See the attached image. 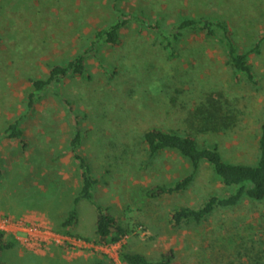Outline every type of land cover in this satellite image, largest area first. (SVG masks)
I'll return each instance as SVG.
<instances>
[{"label":"rangeland","instance_id":"374dc122","mask_svg":"<svg viewBox=\"0 0 264 264\" xmlns=\"http://www.w3.org/2000/svg\"><path fill=\"white\" fill-rule=\"evenodd\" d=\"M120 10L151 25L161 19L165 32L183 16L223 20L240 49L264 36V0H0V133L18 120L28 142L21 151L17 140H0V213L41 217L55 231L81 183L69 150L76 127L82 133L79 152L99 179L95 202L116 215L131 209L133 226L146 230L135 228L120 246L146 255L173 248L180 264H249L236 251L264 264V200L245 199L232 210H217L201 226L170 230L167 217L173 208L198 206L208 195L225 192L206 163L181 193L148 200L141 188L173 182L189 169L174 152L148 158L142 133L149 128L190 132L201 145H217L226 161L255 162L264 104V41L258 53L249 55L260 82L254 88L229 68L221 47L203 32L185 34L173 60L159 46L161 36L134 17L117 44L91 46L95 31L111 24ZM86 50L85 72L65 78L27 110L29 78H44L51 64H64ZM177 89L182 91L175 95ZM210 90L225 93L240 112L234 126L198 132L201 120L193 112ZM169 95L177 96L176 104ZM7 205L12 212L5 211ZM94 213L90 203L79 205L78 229L84 236L92 237ZM50 247L64 258L96 256L113 264L99 252L54 244L33 253L16 243L0 260L46 264L37 255Z\"/></svg>","mask_w":264,"mask_h":264},{"label":"trees","instance_id":"16d2710c","mask_svg":"<svg viewBox=\"0 0 264 264\" xmlns=\"http://www.w3.org/2000/svg\"><path fill=\"white\" fill-rule=\"evenodd\" d=\"M132 17L140 20L142 25L155 30L161 36L159 46L163 52H167V56L172 60L177 59L176 44L185 34L203 32L206 38L214 40L221 47L226 64L236 75L238 74L252 87H259L260 82L249 63V55L259 52L264 36L260 37L255 44L240 49L233 38L232 31L228 29L223 20L183 16L171 26L172 31L165 32L161 19H156L151 25L141 16H129L120 10L117 18L111 24L95 31L91 46L117 44L121 37V30L128 26ZM87 52L88 50L77 53L64 64H51L44 78H29L30 87L26 92L27 110H32L35 103L43 97L47 90L59 87L65 78L82 75L85 72ZM181 91L177 89L174 93L176 95ZM55 94L58 96V91ZM169 96V102L176 104L177 96ZM201 100L196 111L193 112V116L201 120L197 129L198 132H218L236 124L235 120L240 110L237 108V103L228 100L225 93L210 90L203 94ZM1 139L17 140L21 151H24L28 146L24 130L18 120L6 125L0 133ZM81 141L82 133L80 129L75 127L69 142V150L77 165L81 183L76 195L72 198V207L66 212L65 218L60 220L58 226L54 227L55 231L95 244L117 243L125 237L135 235V228H139L143 232L146 231L142 225L134 224L135 226H133L132 219L134 221V217L131 209L116 215L111 213L109 208L95 202L94 189L99 179L94 173L91 162L79 152ZM142 143L149 159L169 151L178 154L189 166L187 173L173 182H167V184L157 182L151 186H141L142 193L148 200H158L187 190L203 163L210 166L220 184L225 188V192L222 194L208 195L198 206L173 208L167 217L170 230H188L192 225L201 226L217 210H232L245 199L253 202L264 200V104L259 121L258 155L255 162L251 164L226 161L217 145H201L190 132L181 133L171 129L149 128L142 133ZM3 175L4 168L0 158V179ZM81 200L90 203L95 209L92 237L84 236L79 232V229L74 230L78 225L77 205ZM15 244L14 239L0 233V256L5 250L13 248ZM243 249L245 250V248ZM242 255L249 258V264L258 263V260L247 252L236 251L237 257L242 258ZM241 258L239 259L240 262ZM119 259L122 264H180L177 260V251L173 248L161 251L157 255H146L130 250L126 244L120 248ZM0 264H2L1 260ZM94 264L103 263L96 262Z\"/></svg>","mask_w":264,"mask_h":264},{"label":"built area","instance_id":"2783aa9c","mask_svg":"<svg viewBox=\"0 0 264 264\" xmlns=\"http://www.w3.org/2000/svg\"><path fill=\"white\" fill-rule=\"evenodd\" d=\"M0 233L11 237L18 246L29 252L41 253L46 245L54 244L65 247L67 250L99 252L113 264H122L119 259L120 245L127 238L113 244H95L54 231L44 218L27 214L16 216L5 213H0ZM114 249H116L115 255H112L110 250Z\"/></svg>","mask_w":264,"mask_h":264},{"label":"crops","instance_id":"0c3cea01","mask_svg":"<svg viewBox=\"0 0 264 264\" xmlns=\"http://www.w3.org/2000/svg\"><path fill=\"white\" fill-rule=\"evenodd\" d=\"M94 190H96V186H95ZM83 202H86V201L81 200L79 202V204L77 205L78 225L76 226V229L79 228V225L82 226V223H81V220H80V217H79V205L81 203H83ZM91 206H93V205H91ZM93 208H94V206H93ZM4 209H5V211L12 212V209L8 205L5 206ZM23 210L21 208V210L19 212H15V213H20ZM94 211H95V209H94ZM94 222H95V213H94V221H93V224L91 226V228H92V230H91L92 236H93V233H94ZM19 255L21 256L22 253H19ZM37 258H38L40 263H46V264H48V263L49 264H59L60 262H69V264H94L96 262H101L103 264H107L103 259H101L99 257H96V256H94V257H90V256H76L75 258H66V257L64 258V255L62 254L60 249H58L57 247L48 248L45 254L39 255V256L37 255Z\"/></svg>","mask_w":264,"mask_h":264}]
</instances>
